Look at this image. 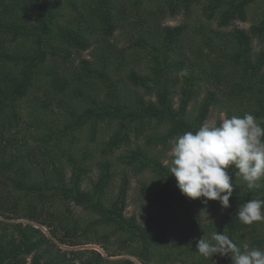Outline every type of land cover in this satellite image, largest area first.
I'll return each mask as SVG.
<instances>
[{
  "label": "trees",
  "instance_id": "1",
  "mask_svg": "<svg viewBox=\"0 0 264 264\" xmlns=\"http://www.w3.org/2000/svg\"><path fill=\"white\" fill-rule=\"evenodd\" d=\"M146 1L156 0H0V264L28 255L31 264H109L96 250L70 257L53 238L75 245L92 236L131 256L113 264H232L231 255L197 252L214 232L264 250V221L237 217L241 204L264 199V179L249 188L234 175L230 209L216 220L220 202L182 194L171 157L157 150L197 131L218 105L236 104L227 118L239 110L264 127V47L253 48L264 42V9L249 29L232 27L264 0H165L157 9ZM194 4L208 22L200 42L187 23L159 19ZM125 22L131 44L120 47ZM148 172L147 196L164 206L129 216L130 174ZM20 219L50 235L12 221Z\"/></svg>",
  "mask_w": 264,
  "mask_h": 264
},
{
  "label": "clouds",
  "instance_id": "2",
  "mask_svg": "<svg viewBox=\"0 0 264 264\" xmlns=\"http://www.w3.org/2000/svg\"><path fill=\"white\" fill-rule=\"evenodd\" d=\"M235 167L236 173L229 172ZM177 186L189 198L218 200L230 206L233 176L239 175L249 188L260 187L264 179V127L251 113L222 118L218 125L204 123L195 131L179 135L171 148V166ZM237 217L244 224L264 221V199H250L239 206ZM198 253L205 258L231 255L232 264H264V250H243L224 233L214 232L199 239Z\"/></svg>",
  "mask_w": 264,
  "mask_h": 264
},
{
  "label": "rangeland",
  "instance_id": "3",
  "mask_svg": "<svg viewBox=\"0 0 264 264\" xmlns=\"http://www.w3.org/2000/svg\"><path fill=\"white\" fill-rule=\"evenodd\" d=\"M147 5H146V9L148 8H154L157 9V6H162L165 5V0H156L153 2L150 1H146ZM202 2H204V0H202ZM202 8V4H194L192 6V8L190 9V11L187 13L185 10H182L179 14L177 15H170L169 13H164L162 14V16L159 17V19L165 23V24H169L172 26H176L178 24L181 23H187L189 25V34L192 35L194 38H196L198 40V42H200L198 37H202V27L204 24H207V19L206 17L203 15V12L201 10ZM264 9V3L262 1H258L253 3L252 5L249 6V11H248V19L246 21H236L234 23L233 26H238L241 28H245V29H249L251 27V25L257 21V19L259 18V16L261 15V13L263 12ZM133 18V17H132ZM131 18V21L133 22V19ZM209 24L214 28V29H218L220 32H226L228 31L230 28L227 29H220L217 27V23L215 21L209 22ZM130 23L129 22H125L123 24L122 27H120L118 29V31L116 32L115 35V41L116 43L120 46V47H128L131 44L130 41V33H132V28H130ZM264 47V42L260 41V40H256L254 42V51L256 52H260V50H262V48ZM213 55L214 52H212ZM87 55V52L84 54ZM77 56V60H76V64H78L80 58H83V51L78 52L76 54ZM74 65V64H71ZM236 106V104H227V105H218V106H214L212 108V112L210 114V117L207 121V123L209 125H213L215 122H217L218 120H222V118H227L228 117V108L234 107ZM244 107H242L243 109ZM25 112V111H23ZM243 112V111H242ZM235 116H239L241 117V113H239V110L234 113ZM173 142L170 143L168 146H162L159 145V147L157 148V150L162 151L163 156L165 157L166 161L165 162H169V158L171 157V148H172ZM96 174V173H95ZM151 173H145L144 175H133L130 174V178H131V184H130V190L128 193V204L126 207V214L127 215H132V214H137L138 217H141V214L145 211V209L150 208V209H159L162 208L164 206V202H159V203H153L149 200L148 196H147V190L148 187L147 185L145 186V182L151 181ZM64 207V206H63ZM230 208H221L217 219L216 220H222L223 216H225L227 214V211ZM75 212H77L78 216H81L82 218H87V212L79 206H75L74 207ZM12 221H22L24 223H30L33 224L39 228L42 229L43 232H45L48 236L50 235V228L49 226H44L41 225L37 222H33L27 219H20V220H12ZM207 221H210V219L208 218ZM223 221H225L223 219ZM214 222V221H212ZM56 225V224H54ZM54 225L51 227L53 228ZM58 235L59 238H63V233L60 232L58 230ZM77 240H79L78 242H76V244H72L69 241L67 242H63V241H59V240H55L53 238V241L56 243L57 246H59L62 250H64L65 252H67V254L72 257L73 253L77 250H96L98 252H100L102 254V256L106 259H108L107 261H109V264H113V262L119 261L122 258H126V257H131L126 255L125 253L122 252H116V248L113 245H109L108 248L106 249L105 245L103 243H101L100 241H98L97 239H93V237L91 236L86 237V238H77ZM113 252V253H110ZM110 254V255H109ZM115 254V255H113ZM77 257V256H76ZM81 258V257H78ZM133 258V257H132ZM31 259H32V255H28L27 257V261L25 264H31ZM135 260V258H133ZM189 260H187L188 262ZM78 263V261H75ZM214 264H217L215 262H213ZM154 264H160L159 262L154 263ZM172 264H183L181 262H176V263H172ZM188 264V263H186Z\"/></svg>",
  "mask_w": 264,
  "mask_h": 264
}]
</instances>
